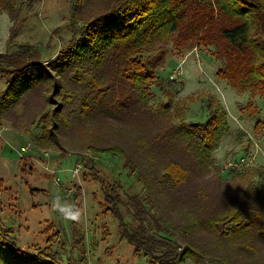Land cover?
Returning <instances> with one entry per match:
<instances>
[{"label":"rangeland","instance_id":"374dc122","mask_svg":"<svg viewBox=\"0 0 264 264\" xmlns=\"http://www.w3.org/2000/svg\"><path fill=\"white\" fill-rule=\"evenodd\" d=\"M74 1L15 0L17 21L13 23L7 12L0 11V53L6 52L14 65L24 58L40 62L53 58L67 43L74 24L80 23L70 17ZM99 1L85 0L84 15L94 6L101 8L95 5ZM12 23L15 30L10 34ZM223 59L212 44L189 42L177 49L170 42L157 62L162 87L150 83L151 109L168 110L175 123L204 121L209 105L219 103L226 111L228 128L211 152L208 170L198 176L202 191L194 194L185 189L165 202L151 196L142 215L137 213L139 219L133 215V206L125 203L130 194L145 195L136 170L129 172L117 155L87 147L93 134L120 146L127 145V135L104 132L101 128L107 125L99 122L74 133L54 130L51 116L61 99L55 91L56 79L1 112L0 218L10 226L16 245L27 251L58 250L63 261L70 258L78 264H149L120 238L117 219L102 211L99 201L111 193L113 200H122L116 205L126 225L143 224L152 236L169 238L174 249L196 242L199 247L191 245L193 257L186 264L263 263L264 235L251 232L224 238L207 225L210 217H220L238 203L260 214L264 225V91L233 87L218 73ZM5 65L2 61L0 66ZM5 79L0 70V90ZM169 96L171 102L164 108ZM27 145L28 149L20 150ZM54 201L80 210V220L66 219L53 208Z\"/></svg>","mask_w":264,"mask_h":264},{"label":"trees","instance_id":"16d2710c","mask_svg":"<svg viewBox=\"0 0 264 264\" xmlns=\"http://www.w3.org/2000/svg\"><path fill=\"white\" fill-rule=\"evenodd\" d=\"M84 1H74L70 17L80 23L74 24L67 43L53 58L44 62L24 58L14 65L6 52L0 53V65L7 62L0 66L6 77L0 90V113L56 79L55 91L61 99L51 116L54 130L74 133L99 122L107 125L101 128L104 132L127 135V145L120 146L93 134L87 147L117 155L129 172L136 170L145 195L130 194L125 203L133 206V215L139 219L137 213L142 215L151 196L165 202L185 189L194 194L202 191L198 176L208 170L211 152L228 128L226 111L219 103L209 105L204 121L175 123L168 110L151 109L150 83L162 87L157 62L170 42L177 49L189 42L212 44L224 58L218 73L233 87L264 91V0H100L95 5L101 8L96 11L94 6L89 15H84ZM0 11L7 12L13 23L17 21L15 0H0ZM13 23L10 34L15 30ZM168 98L164 108L171 102ZM110 194H104L100 207L117 219L120 238L132 246L134 254L143 255L149 264H186L193 257L190 247L196 242L174 249L169 238L152 236L143 224L126 225L116 205L122 200H113ZM261 220L260 214L238 203L224 215L210 217L207 225L224 238L251 232L262 236ZM161 246L167 249L157 250ZM47 249L21 250L10 226L0 218V264H78L70 258L63 261L58 250Z\"/></svg>","mask_w":264,"mask_h":264},{"label":"clouds","instance_id":"9594fccd","mask_svg":"<svg viewBox=\"0 0 264 264\" xmlns=\"http://www.w3.org/2000/svg\"><path fill=\"white\" fill-rule=\"evenodd\" d=\"M53 208L57 210L61 215H63L66 219L78 221L81 218L80 210L75 209L73 208V206L66 203H58L54 201Z\"/></svg>","mask_w":264,"mask_h":264},{"label":"built area","instance_id":"2783aa9c","mask_svg":"<svg viewBox=\"0 0 264 264\" xmlns=\"http://www.w3.org/2000/svg\"><path fill=\"white\" fill-rule=\"evenodd\" d=\"M28 147H29L28 145L27 146H21L20 150L25 151L26 149H28ZM77 170H78V168L76 166L75 169L72 172L75 173V172H77ZM67 190L69 191V189H67ZM65 191H66V189H65Z\"/></svg>","mask_w":264,"mask_h":264}]
</instances>
